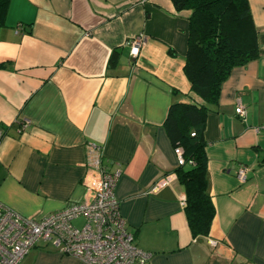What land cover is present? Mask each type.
I'll return each mask as SVG.
<instances>
[{"label": "crops", "instance_id": "crops-1", "mask_svg": "<svg viewBox=\"0 0 264 264\" xmlns=\"http://www.w3.org/2000/svg\"><path fill=\"white\" fill-rule=\"evenodd\" d=\"M248 4L260 55L231 71L203 133L215 209L207 235L189 229L163 127L169 105L191 95L183 71L190 11L171 0L7 1L0 203L42 218L81 201L93 177L87 151L96 145L102 165L120 170L115 196L134 244L151 253L143 264H264V0ZM135 37L142 45L133 57L127 42ZM19 264L85 263L40 241Z\"/></svg>", "mask_w": 264, "mask_h": 264}, {"label": "trees", "instance_id": "trees-1", "mask_svg": "<svg viewBox=\"0 0 264 264\" xmlns=\"http://www.w3.org/2000/svg\"><path fill=\"white\" fill-rule=\"evenodd\" d=\"M8 0H0V11ZM176 11L189 10L187 51L183 71L190 82L189 101L169 105L163 127L173 148L185 160L176 169L184 188L189 229L207 235L215 214L208 192L204 139L206 117L218 105L223 83L235 67L259 57L257 29L248 0H171ZM173 52L172 49H169ZM118 55L112 51L108 65Z\"/></svg>", "mask_w": 264, "mask_h": 264}, {"label": "built area", "instance_id": "built-area-1", "mask_svg": "<svg viewBox=\"0 0 264 264\" xmlns=\"http://www.w3.org/2000/svg\"><path fill=\"white\" fill-rule=\"evenodd\" d=\"M127 44L130 56L135 57L142 39L135 37ZM235 112L241 117L245 113L240 105ZM173 152L177 165H184L182 149L176 147ZM101 158L102 148L90 145L87 166L93 177L86 183L81 201L69 203L42 218L22 216L0 203V264H19L40 241L57 246L60 253L85 264H143L149 260L151 253L134 244V236L120 212L115 196L120 170L102 165ZM248 170L241 167L237 178L244 181ZM79 217L85 221L76 227L73 220Z\"/></svg>", "mask_w": 264, "mask_h": 264}]
</instances>
